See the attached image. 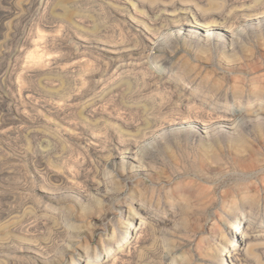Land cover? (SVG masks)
Segmentation results:
<instances>
[{"label":"rangeland","instance_id":"obj_1","mask_svg":"<svg viewBox=\"0 0 264 264\" xmlns=\"http://www.w3.org/2000/svg\"><path fill=\"white\" fill-rule=\"evenodd\" d=\"M187 7L264 0H0V264H264V21Z\"/></svg>","mask_w":264,"mask_h":264},{"label":"bare ground","instance_id":"obj_2","mask_svg":"<svg viewBox=\"0 0 264 264\" xmlns=\"http://www.w3.org/2000/svg\"><path fill=\"white\" fill-rule=\"evenodd\" d=\"M211 7H214V6H211ZM181 11H182V13L185 14V16L184 17H179V19H177L178 22L176 24H174V25H176L178 27L179 31H185L191 37H194V38H196L198 40H202L203 39V40H206L207 42H211V40L215 36L217 37L218 32H220L221 30H226V31L232 32L233 33L232 37H235L236 36L235 29L243 21H246V22L248 21L251 24H257V25L259 23H261L262 21H264V13L263 14H259V13L250 14L249 13L248 14L249 16H245L244 14H240V15L238 14V15L235 16V18H236L235 20L236 21H234V22H229L228 19L230 17V14H227L229 16H226L227 18H225V20L223 18V21H218L217 22L215 20L209 19L207 17V14L208 13H215V14H217L219 16H222L221 14L223 12L222 11H221L222 13L219 12V11L216 12V10L215 9L213 10V8L212 9L209 8V9H204V10L201 9L200 10V8H197V7H195V9H192V7H187V8L182 9ZM168 14H169V12H168ZM191 14H192L194 20L189 19L188 16L191 15ZM188 26L196 27V30L191 31ZM143 27H144V29L146 30V32L148 34H151L150 28H148L147 26H143ZM154 38H153V35L152 36L148 35V39H150L152 42L155 41ZM163 76H166V75H163ZM239 113H241V112H239ZM231 115H233V114H231ZM231 115L228 116V117L231 118ZM210 120L211 119H209V118L207 119V117L206 118H204V117L201 118L200 117V119H194V120L193 119H189V120H186V121L185 120H181V119L178 118V121H175L173 123L171 122L169 124L168 129L175 130L177 132L186 133V135H187L188 133H191V131L189 130L190 127H192L193 125H196L198 127V129L199 128H200V130L204 129V130H206L205 132L208 134V133L213 132V131L210 132V130H209L212 127V125H213V124H211ZM170 121H173V120H170ZM224 121H226V119ZM197 132H199V131H197ZM140 217H142V216H140ZM143 217H145V216H143ZM132 219L135 220V219H137V217L134 215L132 217ZM141 223H143V222H141ZM238 223L239 222H237V224L234 226V228H230V231H229V233H230V242H229L230 245L228 247V252H227L228 254H226L228 257H235V256L239 255L241 252H243L245 254L248 251V249H249L250 242L252 241L251 238H254L256 236L254 233L251 232L250 225L252 223L250 224L248 222V220L243 218V220L239 224ZM241 223H243V224L240 225ZM253 241H255V240H253ZM263 249H264V247H263ZM245 257L248 258L247 256H245ZM233 264H235V263H233Z\"/></svg>","mask_w":264,"mask_h":264}]
</instances>
